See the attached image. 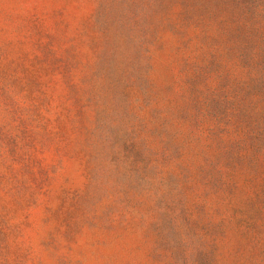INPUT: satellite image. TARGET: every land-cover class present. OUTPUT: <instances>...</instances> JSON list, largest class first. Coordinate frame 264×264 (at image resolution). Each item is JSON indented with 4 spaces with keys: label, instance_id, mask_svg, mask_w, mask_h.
<instances>
[{
    "label": "rangeland",
    "instance_id": "rangeland-1",
    "mask_svg": "<svg viewBox=\"0 0 264 264\" xmlns=\"http://www.w3.org/2000/svg\"><path fill=\"white\" fill-rule=\"evenodd\" d=\"M0 264H264V0H0Z\"/></svg>",
    "mask_w": 264,
    "mask_h": 264
}]
</instances>
